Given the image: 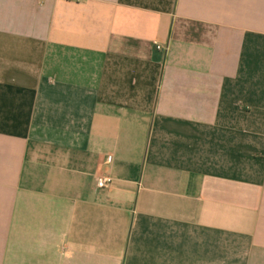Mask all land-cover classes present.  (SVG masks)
<instances>
[{
    "label": "crops",
    "instance_id": "1",
    "mask_svg": "<svg viewBox=\"0 0 264 264\" xmlns=\"http://www.w3.org/2000/svg\"><path fill=\"white\" fill-rule=\"evenodd\" d=\"M0 264H264V0H0Z\"/></svg>",
    "mask_w": 264,
    "mask_h": 264
},
{
    "label": "built area",
    "instance_id": "2",
    "mask_svg": "<svg viewBox=\"0 0 264 264\" xmlns=\"http://www.w3.org/2000/svg\"><path fill=\"white\" fill-rule=\"evenodd\" d=\"M109 181H110L109 179H104L99 184L100 186H106L109 183Z\"/></svg>",
    "mask_w": 264,
    "mask_h": 264
}]
</instances>
